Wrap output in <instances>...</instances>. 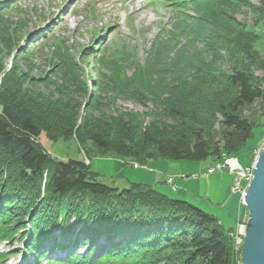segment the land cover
<instances>
[{"label": "trees", "instance_id": "obj_1", "mask_svg": "<svg viewBox=\"0 0 264 264\" xmlns=\"http://www.w3.org/2000/svg\"><path fill=\"white\" fill-rule=\"evenodd\" d=\"M168 1L172 3L170 28L156 37L145 61L133 66L130 78L121 77V87L129 97L143 104L139 95L147 94L149 85L137 79L149 76L154 56L162 54L158 69L163 71V63L169 60L163 56L169 55L179 37L185 42L174 46V51L193 47L189 70L167 77L158 71L154 76V82L172 80L178 90L175 94H186V110L173 103V96L168 100L154 97L156 105L169 101L171 108H163V115L153 117L150 124L144 121L154 115L149 111L106 112L107 106H98V112L85 116L87 104L74 100L72 94L70 99L65 82L57 96L30 97L16 87L15 68L3 75L0 62V246L18 235L19 253L28 264H239V253L227 236L232 230L221 227L212 214L187 200L171 198L155 186L110 187L80 161L53 160L38 141L42 133L52 141L75 138L81 145L90 142L102 156L140 161L208 157L218 161L245 145L253 127L264 122V80L238 65L240 52L252 55L257 51L252 43L243 48L234 39V26L239 27L230 9L251 7L252 0ZM259 1L261 21L264 0ZM15 8L13 0H0V18ZM46 34L36 47L14 57H28L42 48L51 36L50 31ZM101 45L102 41L95 50ZM125 49L119 46L110 53L107 47L99 57L93 53V68L109 74L97 70L100 81L112 85L116 78L111 83L103 78L109 81L122 69L127 72L120 66L125 63L121 56ZM89 57L83 50L80 60ZM84 81L92 95L90 91L97 86L90 85L87 77ZM216 83L228 90L225 100L218 94L214 97L217 111L210 112L209 121L218 129L208 133L197 123L194 100L207 85L213 90ZM82 108L83 115H79ZM8 251H0V261L6 260Z\"/></svg>", "mask_w": 264, "mask_h": 264}, {"label": "rangeland", "instance_id": "obj_2", "mask_svg": "<svg viewBox=\"0 0 264 264\" xmlns=\"http://www.w3.org/2000/svg\"><path fill=\"white\" fill-rule=\"evenodd\" d=\"M13 1L16 6L15 10L0 18V62L4 67L3 75L8 70L15 68L14 75L19 81L16 87L28 96L36 97L39 94L57 96L60 86L67 83L68 85L64 86L68 90L69 98L71 99L70 94H72L74 100L77 99L81 104L88 105H86L85 116L96 113L98 106L101 109L107 106L106 112L143 114L149 111L154 115L144 118L146 125L152 122L153 117H161L163 108H171L169 101L164 104L165 106L156 105L153 101L154 97L168 100L173 96V103L180 104L182 109L186 108L184 103L188 102L186 94H175L178 90L173 87L172 80L154 82V76L158 71L161 72L159 76L167 77L175 73L183 74L193 66V47L185 48L182 52L174 51V46L185 42L181 40V37L173 44L169 55L163 56L165 59L169 58L163 63V71L158 69L162 54H156L149 76L137 79L138 82H146L149 85V88H145V90H149L146 91L147 94L139 95L143 104L138 103V100L134 101L129 97L130 94L128 95L121 87L124 86L121 77L130 78L133 66H139L145 61L156 37L170 28L171 1ZM250 4L253 6L240 7L237 5L230 9V12H236L235 14L232 12L230 15H233L235 23L239 27L237 29L233 25L234 39L239 42L240 46L243 43V48L252 43L253 48L257 51L252 55L240 52L238 65L242 70L244 67L246 72L254 78L264 80V70H262L264 64V18L259 21L262 15L258 10L261 7L260 1L252 0ZM189 14L191 15V13ZM46 31L51 33L46 45L35 50L28 57H14L21 50L26 52L29 50L28 48L36 47L44 37H48ZM101 41L102 46L95 50ZM200 44V42L197 43L198 49ZM119 46L126 48L121 54L125 63L120 66L124 67L127 72H122L124 71L122 69L120 75L119 73L113 74L109 81L103 78V81L108 83L116 78L117 83H112L115 86L113 87L98 78L97 70L104 76H109V74L103 70L99 71V68H93L96 60L93 55L101 56L107 47L108 51L111 49L109 52L113 53V49L116 50ZM83 50L90 57L80 60ZM69 61L76 63L77 66L74 68L80 70L72 68ZM57 69L58 71H56ZM85 77L89 81L91 80L90 85L94 83L97 86V90L90 91L92 95L86 91ZM13 83L15 85L14 81ZM97 83L99 84L97 85ZM206 88V91L200 94L197 100H194L196 109L193 110L194 114L198 116V125L206 128L208 133H213L218 129L216 124L213 126L209 121L210 112L217 111L215 107L213 108V104L216 103L214 97L218 94L219 98L225 100L228 88L223 83H216L213 90L208 85ZM214 90L217 93H213ZM118 92L120 93L118 94ZM159 103L163 104L164 102ZM83 108L79 115H83ZM1 110L0 104V112ZM245 115H248V111L245 112ZM263 137V125L253 127L249 140L229 157L236 159L243 167L251 165L255 153L261 149L264 143ZM218 139L219 137L216 136L215 141ZM38 141L55 161L74 160L82 162L85 166L86 163H89L87 166L90 167V172L100 175L99 181L110 187L127 188L129 183H135H126L133 177L140 178L141 184H146V179L151 181L152 175L151 186L159 188L158 190L162 193L165 191V194L167 193L171 198L178 197L187 200L201 210L212 214L217 223L226 230H234L236 222L247 216L245 207L239 204L238 195L230 193L232 177L227 169H223L220 173L207 174V171L217 163H221V160L215 161L208 157L201 161L163 158L140 161L141 159L122 158L112 154L102 156L90 142L87 141L81 145L75 138L52 141L47 137V134L42 133ZM45 176L46 173H44V179ZM18 239L17 235L11 239L12 241L10 240L8 245L3 243L0 246V251L10 249L8 259L4 264H28L22 260L19 253L21 243Z\"/></svg>", "mask_w": 264, "mask_h": 264}, {"label": "water", "instance_id": "obj_3", "mask_svg": "<svg viewBox=\"0 0 264 264\" xmlns=\"http://www.w3.org/2000/svg\"><path fill=\"white\" fill-rule=\"evenodd\" d=\"M246 234L239 264H264V144L256 157L253 178L245 195Z\"/></svg>", "mask_w": 264, "mask_h": 264}, {"label": "built area", "instance_id": "obj_4", "mask_svg": "<svg viewBox=\"0 0 264 264\" xmlns=\"http://www.w3.org/2000/svg\"><path fill=\"white\" fill-rule=\"evenodd\" d=\"M258 153L259 151L255 153L252 164L249 166L243 167L236 159L227 156L221 159V163H217L213 168L207 171V174L212 175L215 172L220 173L223 169H227L232 177L230 193L238 195L239 204L241 206L245 205L244 199L247 189L251 183V178H253L254 163ZM246 221L247 216L237 221L234 230L228 232L227 234V236L232 240L233 248L236 253H240V249L244 241L246 234Z\"/></svg>", "mask_w": 264, "mask_h": 264}, {"label": "crops", "instance_id": "obj_5", "mask_svg": "<svg viewBox=\"0 0 264 264\" xmlns=\"http://www.w3.org/2000/svg\"><path fill=\"white\" fill-rule=\"evenodd\" d=\"M150 180L151 181H149L148 179H146V184L147 185H151L152 184V175H151V177H150ZM129 182H135V183H141L142 181L140 180V178H131V181H126V183L128 184ZM142 184H145V183H142Z\"/></svg>", "mask_w": 264, "mask_h": 264}, {"label": "bare ground", "instance_id": "obj_6", "mask_svg": "<svg viewBox=\"0 0 264 264\" xmlns=\"http://www.w3.org/2000/svg\"><path fill=\"white\" fill-rule=\"evenodd\" d=\"M76 2H77V0H76ZM86 164L88 165L89 163H86ZM87 165H86V166H87Z\"/></svg>", "mask_w": 264, "mask_h": 264}]
</instances>
